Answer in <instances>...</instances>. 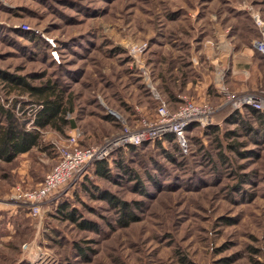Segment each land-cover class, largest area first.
Masks as SVG:
<instances>
[{"label": "rangeland", "instance_id": "1", "mask_svg": "<svg viewBox=\"0 0 264 264\" xmlns=\"http://www.w3.org/2000/svg\"><path fill=\"white\" fill-rule=\"evenodd\" d=\"M254 12L264 16V0H0V101L15 99L17 115L28 117L37 105L25 93L10 92L1 77L32 84L51 79L73 97L69 116L76 125L62 133L47 128L40 147L0 161V264H182L181 256L193 264H264V137L258 133L220 137V152L232 164L222 161L204 129L196 131L184 157L167 142V153L150 144L124 150L145 195L118 169L112 180L96 176L92 163L64 203L97 223L99 233L65 219L58 201L34 217L10 198L16 183L31 188L42 180L67 136L89 146L119 131L121 124L105 117L107 109L132 125V118L154 113L148 87L156 81L162 92L168 86L178 91L176 82L198 65L196 52L202 55L201 77L217 85L223 71L216 60L219 32L234 51L252 47ZM259 67L264 70L263 61ZM215 99L211 104L218 106L222 98ZM228 109H219L212 122L232 127L222 121ZM231 139L254 155L240 158L226 149ZM205 150L211 158L203 160ZM95 186L142 201L138 219L117 224V213Z\"/></svg>", "mask_w": 264, "mask_h": 264}, {"label": "trees", "instance_id": "2", "mask_svg": "<svg viewBox=\"0 0 264 264\" xmlns=\"http://www.w3.org/2000/svg\"><path fill=\"white\" fill-rule=\"evenodd\" d=\"M260 16L264 20V16ZM252 22L256 31L254 38H258L260 36V31L255 25L253 19ZM255 52L258 53L257 51ZM258 54L261 55L260 53ZM185 62L189 64L188 60ZM1 79L4 83L3 86L8 87L10 92L13 90H18L19 93L27 94L29 97L27 102L37 105V107L33 108L30 106L29 108L31 112L29 113L28 117L23 118L16 113L15 99L8 105H5V103L0 101V161L11 162L18 155L40 147L42 143V131L47 128L54 129L62 133L66 128H74L76 126L74 119L69 116V114L73 112V97L66 92L65 86L62 84L51 79H45L38 84H32L26 81L24 77H1ZM152 88L159 93L158 97H154L152 90L148 87L150 98L153 99V102H155L154 105L156 107L161 100H164V97L157 86H153ZM166 90H168V94H170L172 100H179L178 91L171 93L169 86L166 88ZM22 114L23 116H27V112L25 110L22 112ZM104 115L106 118L111 120L112 123L120 126L115 117L109 114L107 110L105 111ZM125 119L130 122L128 117H125ZM26 120L27 122L28 120L30 121L29 126L26 125ZM222 121L232 127H226L223 129L220 127V124L215 121L205 126H200L197 123L189 124L184 131L187 144L186 151L188 152L191 148V142L194 136H196V131L199 129H204L206 133L213 135L216 147L219 149V152L222 147L220 140V137L222 136L228 140V138L232 136L237 137L238 133L244 132L248 135H256L258 133L261 137H264V109L244 105L241 109L228 110V112L223 116ZM165 142L174 145L181 156L184 157L188 155L187 152H183L184 150L181 148L175 135L172 133H167L159 138L145 141L140 145L129 144L119 147L114 150L106 159L93 162L91 167L96 176L108 180L113 179L112 176L114 174V169H118V174L120 176H125V178L135 182L134 191L139 192L141 195H145L147 194V191L145 190L142 180H140L138 173L128 165L124 150L129 149L130 151H135L138 148H142L145 145L150 144L152 146L154 145L162 148V150L167 153L166 147L164 145ZM242 146L243 144L238 139H231V141H227L225 145L226 149L232 150V152H235V154L240 158H246L247 156L254 155V151L252 150L240 151V147ZM190 152L191 151H189V153ZM205 154L206 156L203 158V160L211 158L209 157L210 151L207 152L205 150ZM219 156L223 157V162H231V164L234 162L233 159L225 155L223 151L219 153ZM212 161L214 162V160ZM86 177L88 178V176ZM79 181H81V179ZM94 188L99 194L97 196L107 202L110 207L114 208L115 212L117 213V224L120 226H127L130 222L138 219L136 211L141 209L142 201L136 199L131 201L121 199L111 191L99 189L97 186ZM67 195L68 193L58 200L59 204L56 210L61 213L65 219L73 221L80 229H90L96 233H99L101 229L97 223L82 218V215L78 214L75 208H69V205L64 203L67 200ZM79 249L82 251L81 247H79ZM179 262L182 264H193L192 262L188 261L185 256L179 257Z\"/></svg>", "mask_w": 264, "mask_h": 264}, {"label": "built area", "instance_id": "3", "mask_svg": "<svg viewBox=\"0 0 264 264\" xmlns=\"http://www.w3.org/2000/svg\"><path fill=\"white\" fill-rule=\"evenodd\" d=\"M252 17L260 31V36L251 41L252 48L264 57V20L257 12H254ZM139 48L141 49V46ZM223 77L224 72L220 71V77L216 80L222 100L218 106H213L206 100L196 101L184 94H178L179 100L174 109L169 108L165 100H161L153 115L137 116L133 125L121 114L107 109L121 124L119 131L105 136L100 143L89 146L81 145L77 135L67 136L57 145L55 162L42 180L31 188H24L20 183H16L10 193L11 200L25 209L30 216L35 217L41 213L44 205L57 202L70 192L93 162L106 159L119 147L140 145L172 133L185 151L187 144L184 131L189 124L205 126L212 122L213 115L223 107L236 110L249 105L264 109L263 89L234 91L224 84ZM151 90L155 93L152 87Z\"/></svg>", "mask_w": 264, "mask_h": 264}, {"label": "crops", "instance_id": "4", "mask_svg": "<svg viewBox=\"0 0 264 264\" xmlns=\"http://www.w3.org/2000/svg\"><path fill=\"white\" fill-rule=\"evenodd\" d=\"M219 39L221 41V47L216 60L218 59L223 67L224 84L234 91L264 90V70L259 67V63L261 61L264 62V57L256 53L252 47L248 46H244V48L242 47L243 49L240 48L241 50L234 51L233 44H229V42L226 41L225 33L219 32ZM194 59L198 61V65H193V69L188 73L189 75L183 77L179 83L176 82L178 91L197 97L198 99H195L196 101H211L210 103L213 102L215 105L218 101L215 98L221 100L218 83L217 85H214L212 77H201L203 74V67L200 66L202 55L196 52L194 54ZM197 67L198 69L200 68V71H198ZM156 84L155 81L153 85L157 86ZM163 84H165V82ZM175 91L177 90L172 89L171 93ZM155 93L156 97L159 96L158 92L155 91ZM155 93H153L154 96ZM161 94L168 106L174 108L178 101L172 100L170 94H168V90L165 89V91H161ZM145 114L151 116L153 113L151 114L148 111ZM217 119H221V117L215 118L214 120L217 121Z\"/></svg>", "mask_w": 264, "mask_h": 264}]
</instances>
